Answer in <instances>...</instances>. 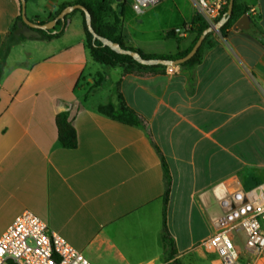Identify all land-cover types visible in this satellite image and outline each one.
I'll list each match as a JSON object with an SVG mask.
<instances>
[{
	"label": "crops",
	"instance_id": "1",
	"mask_svg": "<svg viewBox=\"0 0 264 264\" xmlns=\"http://www.w3.org/2000/svg\"><path fill=\"white\" fill-rule=\"evenodd\" d=\"M77 1L29 0L26 14L40 23ZM243 1L255 8L264 32V0ZM160 5L156 15L124 8V44L147 55L186 52L195 33L167 34L191 23L197 1ZM112 8L119 11L117 2ZM21 12V0H0V62ZM113 21V15L106 19ZM213 40L200 64L156 74L96 63L81 13L70 16L58 39L14 45L0 80V236L29 210L93 264H167L160 238L166 184L150 134L173 179L167 213L173 260L201 264L220 198L249 189L246 182L264 184V43L252 22L226 36L214 31ZM100 76L106 81L95 88ZM118 89L145 128L97 111L99 104L117 103ZM66 105L76 149L58 142L56 116Z\"/></svg>",
	"mask_w": 264,
	"mask_h": 264
},
{
	"label": "trees",
	"instance_id": "2",
	"mask_svg": "<svg viewBox=\"0 0 264 264\" xmlns=\"http://www.w3.org/2000/svg\"><path fill=\"white\" fill-rule=\"evenodd\" d=\"M27 2L29 0H26ZM75 4H81L83 5L91 14L92 18V26L94 31L101 37L106 38L110 41H113L115 43L120 44V46L123 49L131 50L138 52L140 56L144 59H161L166 60L170 62H174L178 59H181L183 57H186L195 44L197 43L199 37L203 34V32L208 29L210 26L204 21L202 15L200 13H197L192 21H191V29L188 33H195L196 38L190 47L189 50L183 53H177V54H167V55H147L144 52H142L139 49H134L131 47H127L123 39L120 35V25L122 22V15L124 10V4L123 2L118 3V12L113 11L112 8V2L111 0H78L75 2ZM70 4H63L60 5L58 10L50 15L46 21L40 22L41 24L51 21L55 19L61 11L69 6ZM229 5L225 7V9L222 11L220 17L217 20L218 22H222L221 27L219 28V32L222 36H226L227 31L229 29H232L235 25V23L244 16L249 11L248 4L243 0H234L233 1V7L231 10V13L228 14ZM75 13H81L83 16V24H84V30L87 36V48L90 52V55L92 59L100 64L104 68H114V67H121L124 70L125 74H131V73H164L166 69L169 66L162 65V64H155V65H143L139 63L135 58L120 54L113 50L108 45H105L101 40L94 39L92 33L89 31L86 23V16L85 13L81 10H75L68 16H66V20L58 21L57 25L52 30H38L40 33L39 38L34 37H27L22 33L23 28L25 25L22 21V12L17 17L15 24L11 28V31L9 33L6 45H5V51H4V58L0 62V80L3 76L4 72V66L6 63V59L8 55L11 52V49L14 45H17L23 41L27 40H41V41H52L55 39L60 38L67 27L68 20L70 16H72ZM109 15L114 16V21L112 24H108L106 22V19ZM252 20V32L253 34L261 40V42L264 43V32L260 30L257 26V20L258 18L256 15H251ZM32 22H37V19L31 20ZM38 23V22H37ZM20 24H23L20 26ZM214 32L209 33L197 53L187 61H185L182 64H179L180 66H196L200 64L203 60L205 52L214 46V40H213ZM168 37H179L178 34L174 31H170L167 34ZM106 81V79L103 76H100V79L96 82L95 88H99L103 85V83ZM118 101L117 103L108 102L105 104H99L97 106V111L113 120H116L120 123L130 125V126H137L141 128H145V120L141 115H139L135 110H133L129 105L127 104L125 98L121 94V92L117 91ZM72 108L68 105L65 106V109L59 112L56 116V125H57V131H58V142L60 145L67 149H76L78 147V133L74 125V119L71 114ZM149 137L151 138V141L155 145L158 153L161 156L163 171H164V179L166 184L165 193L163 195V227L161 231V244L164 248V251L166 253V260L167 264H180L177 260H173L174 257L177 255V248L175 239L173 238L169 227H168V204L170 200V194H171V187H172V175L170 171L169 164L164 157L163 153L159 149V147L155 144L152 136L149 134ZM173 260V261H171Z\"/></svg>",
	"mask_w": 264,
	"mask_h": 264
},
{
	"label": "built area",
	"instance_id": "3",
	"mask_svg": "<svg viewBox=\"0 0 264 264\" xmlns=\"http://www.w3.org/2000/svg\"><path fill=\"white\" fill-rule=\"evenodd\" d=\"M125 0H122L124 2ZM163 0H132L133 9L142 13ZM204 21L215 27L230 0H196ZM117 4L120 3L116 1ZM247 15H255L249 8ZM191 24L174 28L179 36ZM168 72L173 73L170 66ZM221 212L214 219V233L202 247L218 255L220 264H251L264 254V184L249 189L228 191L219 200ZM244 235L245 257L239 247ZM0 264H93L81 251L53 232L46 221L32 211L19 214L0 236Z\"/></svg>",
	"mask_w": 264,
	"mask_h": 264
},
{
	"label": "water",
	"instance_id": "4",
	"mask_svg": "<svg viewBox=\"0 0 264 264\" xmlns=\"http://www.w3.org/2000/svg\"><path fill=\"white\" fill-rule=\"evenodd\" d=\"M117 1L118 2H122V0H117ZM233 1L234 0H230V2H229L228 14L231 13V10H232V7H233ZM21 3H22V21H23V24L25 25V27L22 30V33L25 36L39 38L41 35L38 32V30H43V31L52 30L57 25L58 21H63L64 22L66 20V16H68L73 11L78 9V10H81V11H83L85 13L87 27H88L89 31L92 33L94 39L101 40L105 45H108L109 47H111L113 50H115L116 52H118L120 54L129 55V56L135 58L139 63H141L143 65L162 64V65H166V66L170 67V66H177L179 64L184 63L185 61H187L188 59L192 58L197 53V51L199 50V48L203 44L206 36L209 33H211V32L219 30V28L222 25V22H218L215 27H209L208 29H206L203 32V34L199 37L197 43L195 44V46L193 47L191 52L186 57L178 59V60H176L174 62H170V61L161 60V59H144V58H142L140 56V54L138 52L123 49L120 46V44L115 43L113 41H110V40H108L106 38H103V37L99 36L93 29L91 14L81 4H74V5L67 6L66 8H64L61 11V13L55 19L41 24V23H37V22H32L27 17V14H26L27 1L26 0H21ZM251 22H252L251 17L249 15L245 14L244 16H242L235 23L234 29L249 30L250 26H251ZM23 24H20V26H22Z\"/></svg>",
	"mask_w": 264,
	"mask_h": 264
},
{
	"label": "rangeland",
	"instance_id": "5",
	"mask_svg": "<svg viewBox=\"0 0 264 264\" xmlns=\"http://www.w3.org/2000/svg\"><path fill=\"white\" fill-rule=\"evenodd\" d=\"M111 2H112V5L114 4L115 7H116V0H111ZM160 3L148 8V10H150V14L151 15H156V14H158V13H160L162 11V7H161ZM123 4H124V8H129V9L132 10V7H133L132 6V0H125L123 2ZM130 14H131L130 16H133V14H135V12L134 13H130ZM245 184H246V186H245L246 188H250V187L253 186V184H248L247 182ZM238 238H239V247L241 249V252H242V254L245 257H247V252H246V249H245V242H244V235L241 233V234L238 235ZM202 250L205 251L206 258H205V260H202L201 264H214L213 261H217L218 260V255L213 254L210 251H207L203 247H202ZM193 254H194L193 256H196L197 252H195ZM218 264H220V262H218ZM251 264H264V254L260 258V260H257L256 262L251 260Z\"/></svg>",
	"mask_w": 264,
	"mask_h": 264
}]
</instances>
